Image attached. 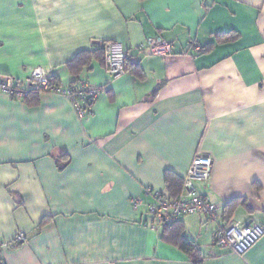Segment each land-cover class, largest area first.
Returning a JSON list of instances; mask_svg holds the SVG:
<instances>
[{
  "label": "crops",
  "instance_id": "obj_1",
  "mask_svg": "<svg viewBox=\"0 0 264 264\" xmlns=\"http://www.w3.org/2000/svg\"><path fill=\"white\" fill-rule=\"evenodd\" d=\"M154 36L173 54L139 50ZM105 41L127 52L115 80ZM37 67L106 90L82 117L63 96L0 95L2 264H264V233L241 255L214 243L219 226L264 228V0H0V76ZM197 155L212 159L197 192L235 207L180 219L194 258L151 229L144 191L166 194Z\"/></svg>",
  "mask_w": 264,
  "mask_h": 264
},
{
  "label": "built area",
  "instance_id": "obj_2",
  "mask_svg": "<svg viewBox=\"0 0 264 264\" xmlns=\"http://www.w3.org/2000/svg\"><path fill=\"white\" fill-rule=\"evenodd\" d=\"M103 46L105 59V69L110 80H115L126 73L125 51L121 43L117 41H106L99 45ZM139 50L146 49L148 54L153 56L166 57L174 52L172 43L165 41L160 36L147 38L141 44ZM51 72L37 67L30 75L23 80H18L9 75L0 76V95L13 100H24L32 91L39 94H54L68 99L79 117L84 116L90 104L106 90V86H93L88 82L79 80L71 85L62 86L53 81ZM212 159L208 155L195 156L183 178V188L181 193L175 198H169L162 192L145 190V194L150 196L151 202L146 205L147 213L152 222L151 229H159L164 223L174 222L182 216L199 214L211 222L217 223L221 218L222 208L209 203L201 196L196 188L195 182H207L210 178ZM131 207L136 210L143 205L139 197L130 199ZM264 228L251 223L247 226L231 224L226 228H219L214 235L215 244L226 248L236 255H241L251 248L263 235ZM26 235L18 232L15 242L23 243ZM7 244L0 242V252ZM2 264V263H0Z\"/></svg>",
  "mask_w": 264,
  "mask_h": 264
},
{
  "label": "trees",
  "instance_id": "obj_3",
  "mask_svg": "<svg viewBox=\"0 0 264 264\" xmlns=\"http://www.w3.org/2000/svg\"><path fill=\"white\" fill-rule=\"evenodd\" d=\"M106 42V41H105ZM104 43V42H103ZM102 43V44H103ZM103 46H101L99 49H97L95 52H94V55L97 57H101L104 62H105V59H104V54H103ZM124 48V47H123ZM197 52L201 50V48L197 47ZM205 50V49H204ZM203 50V51H204ZM125 51V61H126V71H127V52L126 50L124 49ZM89 53L87 52V54H79L77 56V59H79L80 61L82 60L83 57H86L88 56ZM91 56V54H90ZM89 57V56H88ZM53 81H56V83H58L57 81V78L53 77L52 78ZM79 81V80H77ZM74 83V82H73ZM59 84V83H58ZM71 85V84H69ZM40 94L35 92V91H32L28 94V96H26L24 98V100H29L31 99L32 97L34 96H39ZM93 103L90 104V106L92 105ZM164 181H165V184H166V196H168L169 198H175L177 197L181 191H182V188H183V179L176 176L175 174H173L172 172L170 171H166L165 174H164ZM235 201H231L230 203H228L224 208H222V215L221 217L225 220V221H228L232 212H233V209L235 207V204H234ZM183 217V216H182ZM180 217L179 219H177L176 221L174 222H170V223H164L161 228H162V240L165 241V242H169V243H172L176 246H178L182 251L188 253V254H192V256L194 258H196L195 256V253H198V248L195 244L194 241L186 238L183 234H182V225H181V221L180 219L182 218ZM227 226L229 225H223V226H219L217 228V230L219 228H226ZM216 230V231H217ZM215 243V241H214ZM1 263V261H0Z\"/></svg>",
  "mask_w": 264,
  "mask_h": 264
},
{
  "label": "water",
  "instance_id": "obj_4",
  "mask_svg": "<svg viewBox=\"0 0 264 264\" xmlns=\"http://www.w3.org/2000/svg\"><path fill=\"white\" fill-rule=\"evenodd\" d=\"M252 223V220H249V221H247L245 224H244V226H247V225H249V224H251Z\"/></svg>",
  "mask_w": 264,
  "mask_h": 264
}]
</instances>
